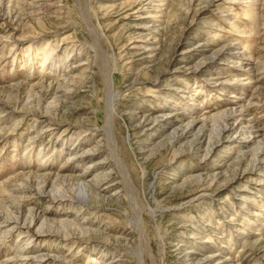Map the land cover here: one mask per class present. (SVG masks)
Returning <instances> with one entry per match:
<instances>
[{"label": "rangeland", "instance_id": "374dc122", "mask_svg": "<svg viewBox=\"0 0 264 264\" xmlns=\"http://www.w3.org/2000/svg\"><path fill=\"white\" fill-rule=\"evenodd\" d=\"M88 1L0 0V264H264V0Z\"/></svg>", "mask_w": 264, "mask_h": 264}, {"label": "bare ground", "instance_id": "6f19581e", "mask_svg": "<svg viewBox=\"0 0 264 264\" xmlns=\"http://www.w3.org/2000/svg\"><path fill=\"white\" fill-rule=\"evenodd\" d=\"M85 1H87V3H89V1L88 0H85ZM143 7V6H142ZM88 9H89V5H88ZM94 33H95V35H94V40H98L99 41V36L97 35V33H96V29H94ZM97 36V37H96ZM143 43V42H142ZM94 45H95V47H94V54L90 57V58H88V59H86V60H88L89 62H88V68L91 66V68H92V70L93 69H95L94 67H96L97 69H98V71L99 72H102L103 73V75H104V79H105V82H106V85H107V89H108V91L111 89V84H110V80H109V60H108V58H107V56H106V51L105 50H103L102 48H101V43H98L97 41L94 43ZM147 46V45H146ZM100 55H102L104 58H105V62H103L102 63V67H98V66H100V65H98V66H93L92 65V63L93 62H95V61H98L99 60V58H100ZM81 79V78H80ZM74 83H76L75 81H73V78L71 79V81H70V79L69 80H66L65 79V81H64V87H65V89H63V94L64 95H69V96H74V94L76 93L75 92V90L73 89L74 88ZM71 85H73V87L71 86ZM48 89V88H47ZM45 91V90H44ZM49 91H52L51 89L49 90ZM64 97V96H63ZM57 108H58V106H57ZM109 109H110V114H111V117H112V113H111V111H113V106L111 105L110 107H109ZM248 110V109H247ZM237 112V111H236ZM234 110H232L231 109V111H227V110H225L224 112H222L221 114L222 115H224V117H226L228 120H233L234 118H236V113ZM247 112V111H246ZM240 113V112H239ZM244 114V113H243ZM138 115V114H137ZM143 115V114H142ZM141 115V116H142ZM167 115V114H166ZM165 115V116H166ZM140 116V117H141ZM243 116V115H242ZM168 118V117H167ZM151 119V118H150ZM224 119V118H223ZM226 120V119H225ZM236 120V119H235ZM159 121V120H158ZM242 121V120H241ZM147 122H148V119H145L144 120V124H147ZM154 122V121H153ZM163 122V121H162ZM228 122V121H227ZM231 122V121H230ZM240 122V121H239ZM111 123H113L112 122V119H111ZM228 124V123H227ZM52 125V124H51ZM238 125V124H237ZM147 126V125H146ZM189 126H190V124L186 127L187 129L189 128ZM229 126V125H228ZM234 126V125H233ZM143 127V126H142ZM149 127V126H148ZM235 127V126H234ZM252 127V126H251ZM192 128V127H191ZM241 128V127H240ZM186 129V130H187ZM214 129H216V128H214ZM230 129H231V127H230ZM238 129V128H237ZM256 130H258V129H256ZM218 131V133H221L222 131H221V129H219V130H217ZM231 131V130H230ZM247 131V130H246ZM186 131L184 130L182 133H181V135L182 134H184ZM228 132V131H227ZM244 132V131H243ZM253 132V131H252ZM217 133V132H216ZM225 133V132H224ZM247 134H249V133H247ZM218 135V134H217ZM216 135V136H217ZM253 136V135H252ZM108 137H109V140H110V142H111V156L113 157V160H114V162L119 166V167H121V168H124L125 170H126V168H125V164H124V161H123V159H122V157H121V155H120V153H119V151H118V148H117V142H116V140H115V137H114V135H113V133L109 130V134H108ZM179 135H177V133L175 132V134L172 136V139L173 140H175V139H179ZM218 137V136H217ZM220 137H221V135H220ZM107 139V138H106ZM212 141V140H211ZM221 141V140H220ZM201 142V141H200ZM209 143V142H208ZM213 143V142H212ZM215 144V143H214ZM219 144V143H218ZM202 145V144H201ZM199 147V146H198ZM202 147V146H201ZM211 147V146H210ZM93 150V149H92ZM213 151V150H212ZM91 152V151H90ZM94 152V151H93ZM85 153V152H84ZM74 159V158H73ZM263 167V166H262ZM215 174V173H214ZM67 176L66 175H63L62 176V178H66ZM201 177L202 176H199V177H197V181H199L200 179H201ZM204 177V176H203ZM216 178V177H215ZM29 179V178H28ZM128 179V185H129V188H130V190H133L132 189V187H131V183H130V181H129V178H127ZM218 179V178H217ZM26 180V179H25ZM28 181H30V180H28ZM33 181V180H32ZM31 181V182H32ZM36 182V181H35ZM65 182V181H64ZM67 182V181H66ZM210 182V181H209ZM28 183V182H27ZM49 183H48V181L45 179L44 180V182H43V184L41 185V186H39V185H37V186H34L32 183H31V185L29 186H22V187H20L19 189L20 190H24V191H27V192H33L35 195H38L39 196V198H41V199H43L42 197H48L49 199H51V201H53V202H56V201H60V199H61V195L60 194H55V193H53V191H54V189L52 190V191H50V192H46L45 191V189L44 188H46L47 187V185H48ZM20 185H21V183H20ZM19 185V186H20ZM64 185V184H63ZM68 185V184H67ZM70 185V184H69ZM103 185V184H102ZM92 186H95V185H93V183H90V182H87V181H84V182H80L78 185H77V188H78V192H79V194L76 196V195H72V196H70L69 198H71V201H75L76 203L78 202V203H81V204H83V205H87L88 204V200L90 199L91 200V194H90V190H92L91 188H92ZM59 187V186H58ZM102 187H104V186H102ZM101 187V188H102ZM197 187V186H196ZM60 188V187H59ZM18 189V188H17ZM56 189V188H55ZM98 189V188H97ZM19 190V191H20ZM47 190V189H46ZM16 192V191H15ZM20 193V192H19ZM23 194H24V192H23ZM22 194V195H23ZM70 194V193H69ZM98 194V193H97ZM20 195H21V193H20ZM22 195L20 196V197H22ZM31 195H33V194H31ZM25 196V195H24ZM27 196H30V195H27ZM27 196H25V197H27ZM45 200V199H44ZM62 200V199H61ZM41 201V200H40ZM31 211V210H30ZM34 213V212H33ZM29 214H32V212L31 213H29ZM22 216V215H21ZM138 216H139V224H141V227L143 226V220H142V217H141V214H140V212L138 213ZM8 217V216H7ZM14 217V216H13ZM27 217V216H26ZM4 218V217H3ZM28 218V217H27ZM33 219H31V218H29V220L31 219V222L30 223H28V224H26L25 222L23 223V225H20V223L19 222H16L15 221V223H13L11 220H4L5 221V223L7 224V225H5V226H0V230H4V233L6 234V235H9V234H11V233H16V232H21V233H28V234H30L31 233V224H32V222L34 221V216L32 217ZM6 219V218H5ZM26 219V218H25ZM3 220V219H2ZM22 220V219H21ZM18 221H20V220H18ZM51 221V220H50ZM3 223V222H2ZM11 224H12V226H11ZM45 224H49V220L47 219V217L44 219V221H43V224H42V226L37 230V231H35V233H37V234H40V233H44V230H43V228H44V226H45ZM63 224H65V223H63ZM79 224V223H78ZM84 226V225H83ZM88 226V225H87ZM76 228V226H75V224H72L71 223V228L70 229H68V230H65V231H63V232H61L60 230H54L53 232V236L55 235V236H60L61 234H62V236L63 237H65V238H67V239H73L72 238V234H77V232H76V230H75V232L73 231V229H75ZM33 232V231H32ZM81 234H85V233H87V231H85V230H82L81 232H80ZM2 234V233H1ZM0 234V235H1ZM4 234V235H5ZM79 234V233H78ZM141 235H142V237L145 239V241H146V246H147V249H146V252H145V255L146 256H150L151 255V253H150V250L152 249V245H150V240H149V237L147 236V234H146V232H145V229H144V227H142V229H141ZM76 239V238H75ZM26 255H27V253H25ZM43 255V254H42ZM41 255V256H42ZM144 255V256H145ZM189 255V254H188ZM23 256H25V255H23ZM189 257V256H188ZM25 259H28L27 257L25 258ZM42 259L43 260H53L52 259V257L50 256V255H44V256H42ZM212 259H214L211 255H209V257H207L206 259H205V261L204 262H206V263H208L210 260H212ZM218 259V258H217ZM230 259V258H229ZM55 261H56V259H55ZM66 261V260H65ZM189 261V260H188ZM75 262H77V261H75ZM184 262V261H183ZM70 263V262H69ZM68 263V264H69ZM210 263V262H209ZM62 264V263H61ZM199 264H202V262H199Z\"/></svg>", "mask_w": 264, "mask_h": 264}]
</instances>
